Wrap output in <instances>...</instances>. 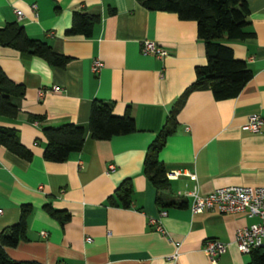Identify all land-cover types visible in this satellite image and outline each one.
<instances>
[{"label":"crops","instance_id":"1","mask_svg":"<svg viewBox=\"0 0 264 264\" xmlns=\"http://www.w3.org/2000/svg\"><path fill=\"white\" fill-rule=\"evenodd\" d=\"M246 5L252 35L225 44L250 68V79L229 99L214 100L208 90L190 92L176 114L174 133L158 152L165 172L182 173L168 179L164 192L186 202L178 207L155 202L142 159L170 105L194 79V67L205 63L195 22L146 10L136 0H0V27L15 22L68 57L57 68L38 56L0 48L1 70L24 88L15 100L17 114L0 116V126L16 129L32 153L26 161L0 145V231L16 222L20 205L30 208L25 239L4 247L9 258L40 264H249L233 233L256 219L215 210L191 214L187 194L204 195L226 185L264 188V0H246ZM79 9L99 16L91 35H64L71 11ZM142 40L154 41L166 55L141 54ZM93 59L101 62L96 72L90 70ZM92 99L110 101L115 115L128 107L135 130L93 140L85 129L78 151L63 162L43 160L41 125L71 122L86 128ZM29 115L42 120L30 121ZM250 115L261 118L259 132L241 128ZM124 179L131 191L127 208L114 194ZM44 204L65 210L68 219L50 216ZM206 239L226 245L214 262L201 250Z\"/></svg>","mask_w":264,"mask_h":264},{"label":"trees","instance_id":"2","mask_svg":"<svg viewBox=\"0 0 264 264\" xmlns=\"http://www.w3.org/2000/svg\"><path fill=\"white\" fill-rule=\"evenodd\" d=\"M146 10L165 11L176 14L180 20H192L196 24V36L204 46L205 63L194 67V79L172 102L164 122L148 143L143 159L142 172L155 190L154 200L159 205L182 207L184 200L166 196L168 180L165 170L158 160V152L166 138L176 128V114L182 107L186 96L194 90L210 91L214 100L233 98L250 79L252 71L241 59L232 55L226 41L243 40L252 35L247 29L249 24L246 0H136ZM99 20L97 13L84 9L73 10L70 14L69 27L64 35H81L89 37L94 24ZM7 47L18 52L38 56L50 66L62 68L68 57L56 52L44 40L28 36L21 25L6 22L0 27V48ZM24 88L10 81L0 68V116L12 118L18 112L15 100L23 96ZM30 121H41L42 116L29 115ZM85 129L93 140H107L113 136L124 135L135 130L134 120L128 107L121 115L112 113V103L92 99L89 106L86 128L71 122L59 125H41L40 130L45 139L41 156L48 162H63L70 153L78 151L83 143ZM0 145L15 156L28 161L31 151L23 146L16 129L0 126ZM130 186L127 179L121 181L114 194L122 208L130 204ZM47 213L66 221L68 213L44 204ZM28 205H20L19 215L11 225L0 231V264H40L34 260H13L4 252L5 246H15L25 239L26 216ZM249 264H264V248L257 247L249 251Z\"/></svg>","mask_w":264,"mask_h":264},{"label":"built area","instance_id":"3","mask_svg":"<svg viewBox=\"0 0 264 264\" xmlns=\"http://www.w3.org/2000/svg\"><path fill=\"white\" fill-rule=\"evenodd\" d=\"M35 4H30V9L35 15ZM16 16H20V10H14ZM140 53L143 55H151L155 58H161L166 55V51L157 43L150 40H142L140 42ZM101 66L98 59H93L90 70L96 72ZM53 87L52 90H56ZM40 94V92L38 93ZM36 123V122H35ZM262 124L260 117L250 115L242 125V129L250 132H259ZM113 165H107V171H112ZM181 171L172 169L165 172L166 179L176 178ZM179 194V193H178ZM190 197L188 209L191 214L200 213L204 210H215L218 213H243L248 218H255L256 221L245 226L237 227L233 233V243L240 253L248 254L253 248H264V188L256 185H226L217 187L211 192L198 195L195 191L187 193ZM163 210L159 211V215H164ZM153 229L163 234L164 230L161 225L154 219H151ZM178 245V243H174ZM225 244L218 240L206 239L202 243L201 250L203 254L214 262L216 258L225 250ZM174 252L171 257H175ZM63 264V263H60Z\"/></svg>","mask_w":264,"mask_h":264}]
</instances>
